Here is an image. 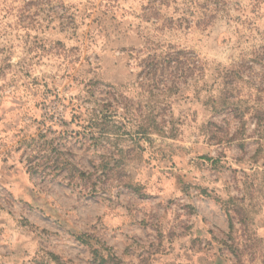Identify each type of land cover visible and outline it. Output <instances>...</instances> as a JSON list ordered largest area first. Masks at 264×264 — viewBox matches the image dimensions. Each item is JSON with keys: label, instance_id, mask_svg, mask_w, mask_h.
<instances>
[{"label": "rangeland", "instance_id": "obj_1", "mask_svg": "<svg viewBox=\"0 0 264 264\" xmlns=\"http://www.w3.org/2000/svg\"><path fill=\"white\" fill-rule=\"evenodd\" d=\"M7 237L15 264H264V0H0Z\"/></svg>", "mask_w": 264, "mask_h": 264}, {"label": "crops", "instance_id": "obj_2", "mask_svg": "<svg viewBox=\"0 0 264 264\" xmlns=\"http://www.w3.org/2000/svg\"><path fill=\"white\" fill-rule=\"evenodd\" d=\"M28 195H30L28 198L31 199L32 194L30 193ZM45 214L48 215L46 216L47 218L51 217V214H48V210L45 211ZM48 224H50V222L49 223L45 222L43 228L46 229L47 231L48 230L51 231V228H49ZM0 241H2L0 243V264H11V263L15 264L14 261L17 258L16 255L17 239L13 238V240L9 241V238L7 237V238H1ZM10 260L12 261L10 262Z\"/></svg>", "mask_w": 264, "mask_h": 264}]
</instances>
